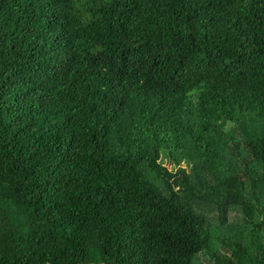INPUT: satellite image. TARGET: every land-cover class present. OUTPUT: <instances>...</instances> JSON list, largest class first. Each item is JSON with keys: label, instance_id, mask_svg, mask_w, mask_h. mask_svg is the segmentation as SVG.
Segmentation results:
<instances>
[{"label": "trees", "instance_id": "16d2710c", "mask_svg": "<svg viewBox=\"0 0 264 264\" xmlns=\"http://www.w3.org/2000/svg\"><path fill=\"white\" fill-rule=\"evenodd\" d=\"M200 254L264 264V0H0V264Z\"/></svg>", "mask_w": 264, "mask_h": 264}, {"label": "rangeland", "instance_id": "374dc122", "mask_svg": "<svg viewBox=\"0 0 264 264\" xmlns=\"http://www.w3.org/2000/svg\"><path fill=\"white\" fill-rule=\"evenodd\" d=\"M231 126L228 125L227 129L230 128ZM162 165L164 167H166L167 170H172V172H175L177 166L175 164H171L169 163V161L165 158L162 159ZM181 167L186 168V164L181 163ZM196 212L198 214H203L206 216V218L208 219V221L213 225H217V215H216V211L213 207L210 206H204V205H197L195 206ZM231 223L232 225H240L241 223V214L238 210H233L232 215H231ZM222 236H224V234H221ZM195 264H214V261L210 259L209 255L207 254H200L198 255Z\"/></svg>", "mask_w": 264, "mask_h": 264}]
</instances>
